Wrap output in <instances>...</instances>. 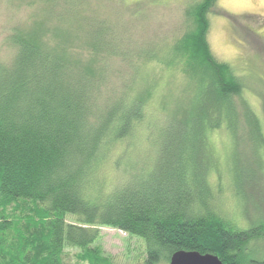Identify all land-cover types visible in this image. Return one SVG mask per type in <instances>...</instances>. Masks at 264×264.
Here are the masks:
<instances>
[{"label": "trees", "instance_id": "1", "mask_svg": "<svg viewBox=\"0 0 264 264\" xmlns=\"http://www.w3.org/2000/svg\"><path fill=\"white\" fill-rule=\"evenodd\" d=\"M121 1H6L30 13L0 44V55L7 52L0 57V264H63L66 248L88 264H115L100 244V227L137 241V264H169L180 251L213 255L223 264H264L263 219L262 225L248 219L247 200L241 207L246 228L223 209L233 217L241 198L224 161L216 165L223 151L217 130L226 116L228 148L239 143L230 98L242 95V83L207 43L217 0H188L180 36L162 53L136 45L122 20L131 12ZM125 31L120 45L116 37ZM161 63L180 66L190 83L224 99L209 109L199 99L192 135L187 105L144 126L156 77L142 74ZM161 102L154 104L164 108ZM244 120L240 133L255 156L253 144H264L260 120L248 114ZM136 133L145 145L132 144ZM258 158L264 161V154ZM105 171L112 172L109 182ZM243 174L253 177L251 170Z\"/></svg>", "mask_w": 264, "mask_h": 264}, {"label": "rangeland", "instance_id": "2", "mask_svg": "<svg viewBox=\"0 0 264 264\" xmlns=\"http://www.w3.org/2000/svg\"><path fill=\"white\" fill-rule=\"evenodd\" d=\"M6 1L0 0V44L4 37H8L6 31L13 24L15 26L21 24L30 13L26 7L21 9L10 8ZM186 2L188 0H122L121 4L127 11L131 12L133 17L127 16L122 20L130 29L131 37L137 46L146 44V46L157 49L161 53L166 52L168 44L175 37L180 36L185 10L182 6ZM137 3L140 7L138 11H135L134 4ZM120 9L113 3V11L116 16L121 15ZM208 18L210 25L207 43L214 59L219 63L230 66L242 83V95L230 98L239 119L236 128L239 143L237 142L234 149L228 148L230 140L224 134H226L229 120L226 116H221V127L217 131L218 136L223 134L220 138L223 151L219 153L216 165H218L217 167L222 166L221 161L223 160L226 173L228 174V171L231 173L228 176L235 185L233 190L240 193L241 200H238L239 213L242 214L241 207L243 209V203L247 200L251 204L248 219L252 223L256 222L258 224L259 221L262 222V219L264 221V161L258 162V156L263 157L264 144L260 142L253 144L255 152H257L254 156L248 149H245L247 135L240 132L245 125L246 114L251 115L253 118L257 117L260 120V135L262 141H264V0H217L212 11L209 12ZM126 33L128 31L120 36L117 35L116 38L120 45L127 38ZM0 50H3L1 46ZM6 55L7 52H4L0 57L4 58ZM152 70L151 72L143 71L142 74L143 78L148 75L151 78L156 77L154 79L155 84L151 80L156 92L154 93L153 103L149 107V110L152 109L149 112L150 116H145L147 118L144 121L145 127L146 125H152V123L160 124L162 121H159V118L163 115L168 112L170 115L175 107L182 109L184 105H187L186 127H189L187 133L190 130L192 135L193 126L190 127L189 121L194 115V109L199 99L206 100L204 103L207 109L224 101V99L217 97L215 91L211 90L209 86L199 88L196 83H190L189 78L182 73L180 66L170 68L168 65L165 66L161 63V66L157 64V67ZM122 77L115 76V80L122 82ZM128 81L133 84L137 82V78L131 77ZM132 89L135 90L136 88ZM130 96L127 97L130 98ZM160 101L166 103L162 104L161 102L164 108L154 104ZM177 115H179L178 110ZM221 130L224 132L222 133ZM144 133H146V129L140 131L139 135L143 137ZM136 134L131 139L134 146L141 144L136 138L138 133ZM141 136H139V139L143 141L141 145H145L147 142ZM212 140L216 142L215 138H212ZM233 142L236 143V141ZM138 149L142 150L143 148L139 146ZM144 151L145 155H149L150 147ZM221 156L222 158H220ZM229 159L236 163V169L233 171H231L232 164L230 165ZM144 164L145 167L148 165L147 163ZM250 170L252 178L250 174H248L249 178L243 174ZM227 174L224 175L225 178ZM240 174H242V177ZM102 179L109 182L112 179V172L105 171ZM228 187L230 188V185ZM224 192L228 193V191ZM223 209L229 213L230 220L234 219L233 224L241 228L247 227L246 217L244 218L243 214L240 215L237 212L232 217L230 208L224 207ZM98 232L102 236L100 244L103 250L112 258L115 264H137L135 262L136 253L138 252L137 247H139L137 241L128 238L126 234L115 229L100 227ZM63 252L65 254L63 264H88L78 258V251L74 248H66ZM261 254H264V249H262Z\"/></svg>", "mask_w": 264, "mask_h": 264}, {"label": "water", "instance_id": "3", "mask_svg": "<svg viewBox=\"0 0 264 264\" xmlns=\"http://www.w3.org/2000/svg\"><path fill=\"white\" fill-rule=\"evenodd\" d=\"M169 264H223L216 256L201 255L196 252H176L169 260Z\"/></svg>", "mask_w": 264, "mask_h": 264}]
</instances>
